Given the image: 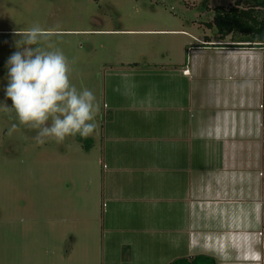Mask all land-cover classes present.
I'll return each mask as SVG.
<instances>
[{"label":"crops","instance_id":"crops-1","mask_svg":"<svg viewBox=\"0 0 264 264\" xmlns=\"http://www.w3.org/2000/svg\"><path fill=\"white\" fill-rule=\"evenodd\" d=\"M198 1L197 20L167 31L187 40L173 58L105 74L100 221L153 264H264V43L238 48L246 33L214 26L242 2Z\"/></svg>","mask_w":264,"mask_h":264},{"label":"rangeland","instance_id":"rangeland-1","mask_svg":"<svg viewBox=\"0 0 264 264\" xmlns=\"http://www.w3.org/2000/svg\"><path fill=\"white\" fill-rule=\"evenodd\" d=\"M192 1L0 0V264H153L100 221L104 79L173 58L187 40L167 31L197 20Z\"/></svg>","mask_w":264,"mask_h":264},{"label":"trees","instance_id":"trees-1","mask_svg":"<svg viewBox=\"0 0 264 264\" xmlns=\"http://www.w3.org/2000/svg\"><path fill=\"white\" fill-rule=\"evenodd\" d=\"M241 2L246 7L245 10H238L234 7L227 11L215 9L214 26L219 34L246 33L244 35L248 37V45L238 48H258L264 43V0H237L235 3L238 6ZM67 133L84 151H89L92 146V140L89 137L90 129L75 122ZM169 264H216V262L208 257L195 256L177 259Z\"/></svg>","mask_w":264,"mask_h":264}]
</instances>
